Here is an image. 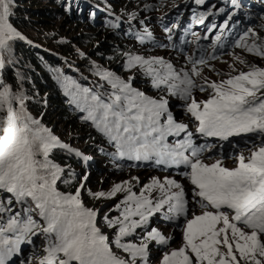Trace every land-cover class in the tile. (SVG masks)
<instances>
[{"label":"snow or ice","instance_id":"6c2138e0","mask_svg":"<svg viewBox=\"0 0 264 264\" xmlns=\"http://www.w3.org/2000/svg\"><path fill=\"white\" fill-rule=\"evenodd\" d=\"M204 2L196 0L197 4ZM12 3L13 0H0V50L6 49L14 39H23L9 22ZM199 22L203 23V18ZM249 34L261 39L249 28L241 41ZM236 46L264 56V43L249 46L237 42ZM191 63V75L198 76L196 65L206 62L201 58ZM137 65L153 76L154 87L166 85L171 94L178 92L182 100L187 101L191 89L196 87L188 71L182 70L181 74L162 58L144 59L128 54V67ZM154 65H159L163 71ZM97 75L111 84L113 91L107 100L87 88L74 86L72 81L66 84L68 89L75 87V91L67 94L86 113L83 120L91 121L97 131L115 145L121 157L155 158L157 165H184L190 169L183 175L193 186L192 195L198 198L196 203L203 211L186 220L181 246L165 252L160 264H264V146L247 157L242 154L236 157L237 166L233 169L222 166L219 160L205 164L198 158L202 149L193 146L191 133L175 147L164 142L168 136H178L187 127L174 121L166 100L149 98L132 88L131 77L124 81L108 71H98ZM208 87L214 93L209 99L200 102L191 99L186 106V111L199 122L197 132L225 140L246 133H264V68L253 66L247 72ZM25 99L0 84V194H3L0 195V264H5V260L19 250L22 241L30 242L37 234L35 229L40 226L32 218L33 210H38L45 222L46 226L40 231L49 241L46 255L39 264H147L149 244H125L121 243V238L146 224L149 217L165 205L173 214L165 219L184 215L185 193L181 184L167 177L163 182L153 177L137 196L130 182L125 180L115 184L108 193L91 194L99 199L127 192L121 201L124 207L120 218L109 221V227L116 231L111 243L128 254L126 259L117 256L110 248L108 237L96 225L97 211L85 208L80 199L83 185L74 193L58 191L57 181L64 169L50 159V153L55 148L73 150L27 112ZM165 114L167 118L162 123L161 117ZM186 149L191 150L190 156L185 155ZM132 179L139 183L138 178ZM154 190L159 192L155 202L145 195ZM29 200L34 208L24 207ZM14 203L21 205L19 211H13ZM121 204L115 207L120 209ZM143 239L168 245L172 238L152 228Z\"/></svg>","mask_w":264,"mask_h":264},{"label":"rangeland","instance_id":"374dc122","mask_svg":"<svg viewBox=\"0 0 264 264\" xmlns=\"http://www.w3.org/2000/svg\"><path fill=\"white\" fill-rule=\"evenodd\" d=\"M66 12L63 16L48 18L50 27L35 25L51 38H60L69 42L75 50V54L67 55L58 46L49 41L34 39L26 31L17 30L22 37L35 47H42L51 55L61 60V64L54 67V79L74 82V86L81 89V85H87L91 93L95 92L107 100L112 92L111 84L97 75L98 71H108L128 81L131 77V87L143 92L147 97L168 102L167 110L176 123L186 125L184 132L168 136L165 143L169 147H175L178 141L184 140L188 133L194 147L201 148L199 159L210 165L212 160L221 161L222 166L233 169L237 165L236 157L249 156L252 151L264 146V133H246L239 136H231L227 140L220 137H208L197 132L199 122L186 111V106L195 99L197 102L206 101L214 93L208 87L212 83L220 84L222 81L240 72H247L251 67L264 68V56L250 53L245 47H237V42L242 45H257L264 43V1L235 0L236 5L228 1L230 13L223 12L222 6L226 0H205L204 4H197L196 0H108V3H97L95 0H67ZM219 1V2H218ZM84 3H87L86 6ZM29 6V5H27ZM234 6V7H232ZM233 8V9H232ZM217 13V14H216ZM213 17L211 23L201 27L200 18L203 21ZM78 20V21H77ZM225 21L227 23L225 24ZM215 25V27H213ZM191 26V28H189ZM252 28L261 39L249 34L243 41V31ZM168 29V31H165ZM194 32H188V31ZM127 31V32H126ZM82 33H88L91 37L88 43L79 44L78 37ZM234 36L232 39L230 35ZM219 37V39H217ZM59 40V41H60ZM183 43V50L175 48L177 42ZM14 40L8 43L6 49L0 50V62L4 54L11 59H16L13 47ZM219 44L220 48H219ZM128 54L139 55L144 59L153 57L162 58L171 63L177 72L188 71L190 78L196 87L191 89L189 99L182 100L179 93L171 94L166 85L160 88L153 86V76L148 75L139 66L128 67ZM193 58V56H195ZM75 56L81 59L74 58ZM192 56V58H191ZM203 58L205 64H197L198 76L191 75L193 67L191 61ZM3 59V58H2ZM243 61V63H241ZM66 65V66H63ZM154 67L163 71L159 65ZM3 64L0 66V81L3 80ZM179 83V81H174ZM81 84V85H80ZM5 85V83H4ZM64 84L61 83L60 86ZM11 92L26 97L25 106L27 112L41 125L47 127L58 139L69 146L73 151L55 148L50 153V159L59 165L64 172L57 181V189L61 193H74L76 188H81V201L85 208L97 211L96 225L100 232L108 237L110 248L121 258H128V254L111 243L116 237V231L109 227V221L120 218L124 205L121 204L126 191L118 192L111 198H95L92 193H108L115 184L125 180L130 182L132 192L139 196L144 184L150 183L153 177L161 182L165 178L157 175V172L166 173V177L174 179L184 189L186 213L172 216L165 205L159 212L153 213L146 224L133 231L129 236L121 238V243L139 245L142 242L149 244V258L147 264H160L165 252H170L181 246L183 228L187 219L193 215L201 214L203 209L196 203L198 198L193 197L190 181L184 178L186 170L184 165L172 166L171 171L162 169L163 164L157 165L155 158L149 160L128 159L121 157L113 143L101 134L93 126L91 121L83 120L86 115L82 112L69 91H75V87L65 89L62 103H65L69 114L61 113V108H56L44 101L42 115L34 113L30 106L32 99L24 89L16 90L7 85ZM203 89V90H201ZM40 102V101H39ZM69 105V106H68ZM19 108L18 104H14ZM50 109V111L48 110ZM48 110V111H47ZM167 114L161 117L163 123ZM190 149L185 150V155L190 156ZM79 152L80 155H76ZM191 158V157H190ZM70 160H75L74 164ZM165 166V165H164ZM84 177H87L85 180ZM136 177L139 180L132 178ZM70 180V182H65ZM172 191H178L172 189ZM3 195V194H0ZM149 195L155 202L159 196L158 190ZM121 204V208L115 206ZM13 211H19L21 205L14 203ZM24 207L34 208L29 200ZM32 218L40 227L35 229L36 235L22 241L19 250L14 252L5 264H39L46 255L45 248L49 241L40 228L46 226L39 216L38 210L31 212ZM105 216L108 219H105ZM139 219V217H133ZM119 227L118 225L116 226ZM152 228L157 229L166 237H171L168 245H158L154 241H145L143 238ZM11 235V234H9Z\"/></svg>","mask_w":264,"mask_h":264},{"label":"trees","instance_id":"16d2710c","mask_svg":"<svg viewBox=\"0 0 264 264\" xmlns=\"http://www.w3.org/2000/svg\"><path fill=\"white\" fill-rule=\"evenodd\" d=\"M95 1L97 3H108V0ZM68 4L69 2L67 0H13L9 22L17 30L26 31L34 39L47 40L55 46H58L67 55L75 54V50L69 42L62 41L60 38L53 39L50 35H45L43 31H39L41 27L38 28V26H35L41 23L40 26L50 27L51 21L48 18L63 16L66 12L65 6H68ZM244 33L245 31L242 34ZM230 36L229 38L232 39L234 34ZM89 37L91 36L88 33L80 34L78 37L79 44L88 43L90 41ZM13 47L16 59H11L5 54L2 57L3 59L1 58L4 76L0 84L5 83V85H9L16 90L24 89L26 94H28V98L33 101L28 106L38 115H42L45 111L42 108L44 101H47L53 107L61 108V113L69 114L70 110H67L64 105L65 103L61 105L64 98L62 87L67 84V81L63 80V82H60L54 79L53 69L61 64V60L51 55L41 46H33L24 38L14 39ZM74 58L81 59L77 56ZM63 66L66 65L63 64ZM61 83L64 85L60 86ZM64 87L66 89V86ZM84 88L93 90L90 86L81 85V89ZM92 94L96 93L93 92ZM48 110L50 111V109ZM74 161L70 160L73 164ZM67 182H70V180Z\"/></svg>","mask_w":264,"mask_h":264},{"label":"bare ground","instance_id":"6f19581e","mask_svg":"<svg viewBox=\"0 0 264 264\" xmlns=\"http://www.w3.org/2000/svg\"><path fill=\"white\" fill-rule=\"evenodd\" d=\"M228 1H231V5H233V4H237L236 2H233V0H226V2H223V4H222V6L223 7H225V10L223 11V12H225V14L226 13H230V10H229V7L231 6V5H228ZM219 2V1H218ZM85 4H87V3H84V5ZM86 6V5H85ZM232 7H234V6H232ZM233 9V8H232ZM217 14V13H216ZM212 19H213V17H208L206 20H204L203 21V23H202V25H200L201 27H204L207 23H211V21H212ZM189 28H191V26L189 27ZM188 32H194V31H188ZM220 45L221 44H219V48H220ZM212 163H214V161L212 160V162H211V164ZM162 169H164V170H166V171H171L173 168H167L166 166H162ZM181 169H183V170H186V172L187 171H189L190 169H188V168H186L185 166H183ZM157 175H161L163 178H166V173H164V172H157ZM185 178V177H184ZM188 180V179H187Z\"/></svg>","mask_w":264,"mask_h":264}]
</instances>
